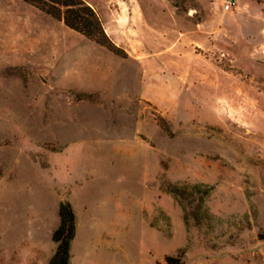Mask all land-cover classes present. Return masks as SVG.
I'll use <instances>...</instances> for the list:
<instances>
[{
	"label": "rangeland",
	"instance_id": "obj_1",
	"mask_svg": "<svg viewBox=\"0 0 264 264\" xmlns=\"http://www.w3.org/2000/svg\"><path fill=\"white\" fill-rule=\"evenodd\" d=\"M84 1L0 0V264H264V1Z\"/></svg>",
	"mask_w": 264,
	"mask_h": 264
},
{
	"label": "trees",
	"instance_id": "obj_2",
	"mask_svg": "<svg viewBox=\"0 0 264 264\" xmlns=\"http://www.w3.org/2000/svg\"><path fill=\"white\" fill-rule=\"evenodd\" d=\"M29 3L56 20L62 21L69 29L80 33L87 39L108 49L114 54L124 55L107 35L97 12L84 0H22ZM264 1V0H257ZM179 196L181 189L169 190ZM59 226L53 232L52 239L57 244L48 264H69L70 244L75 236L76 217L71 204L61 201L58 206ZM167 264H173L174 258L165 257Z\"/></svg>",
	"mask_w": 264,
	"mask_h": 264
},
{
	"label": "built area",
	"instance_id": "obj_3",
	"mask_svg": "<svg viewBox=\"0 0 264 264\" xmlns=\"http://www.w3.org/2000/svg\"><path fill=\"white\" fill-rule=\"evenodd\" d=\"M236 3V0H223L222 9L223 11L230 10Z\"/></svg>",
	"mask_w": 264,
	"mask_h": 264
},
{
	"label": "crops",
	"instance_id": "obj_4",
	"mask_svg": "<svg viewBox=\"0 0 264 264\" xmlns=\"http://www.w3.org/2000/svg\"><path fill=\"white\" fill-rule=\"evenodd\" d=\"M103 27H104V29H105V31H106V27H105V25H103Z\"/></svg>",
	"mask_w": 264,
	"mask_h": 264
}]
</instances>
